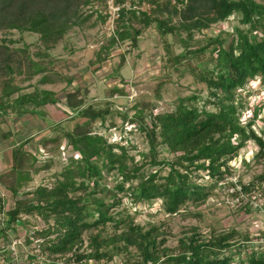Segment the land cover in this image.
<instances>
[{
  "label": "trees",
  "instance_id": "obj_1",
  "mask_svg": "<svg viewBox=\"0 0 264 264\" xmlns=\"http://www.w3.org/2000/svg\"><path fill=\"white\" fill-rule=\"evenodd\" d=\"M175 1L177 6L169 4L171 8L166 7L168 15L164 18L123 7L118 18L121 26L115 31L112 43L130 40L133 49L138 46L142 31L130 28L128 22L131 20H140L145 28L155 24L161 38L183 30L189 32L192 39L195 31L202 32L213 25L226 23L235 16L244 28L234 27L233 33H226V38L218 35L210 38L207 46L194 50L183 41L184 52L172 60L176 67L183 66L206 85L208 96L205 99L199 95L181 99L173 111L155 117L142 113L130 117L128 113H119L123 122L138 126L146 134L149 152L142 155L143 161L151 167H170L165 177L159 170L140 174L145 163L129 167L126 147L111 144L103 136L88 130L92 122L103 121L111 113L114 106L111 100L99 108L84 106L82 101H74L77 95L72 93L66 96L64 104L58 93L37 89L21 94L22 89L12 80L3 82L0 117L8 116L9 112L20 116L26 106L36 110L61 106L71 112L72 119L87 121L84 124L77 122L71 131L64 130L63 141L77 158H69L68 165L56 175L52 186L41 185L24 191L32 182L31 169H34L27 165L37 161L35 154L28 151L29 139L12 145L11 168L0 175V185L14 199L6 211L5 196L0 192V215L7 218L0 224V241L9 236V230L14 231V225L27 227L22 221L23 215L35 216L44 224L43 228L33 231V237L26 231L27 245L41 239L36 242L40 253L28 256L31 264H89L91 260L110 263L122 254L126 264H232L235 256L240 257L238 264H264V249H248L251 242L248 233L232 229L205 237L198 227H193L179 239L177 247L169 248L166 246L167 233L161 226L153 223L141 226L129 215L114 212L121 204L119 194L126 192L135 205H151L160 199L165 213L177 215L189 202L197 206L204 204L216 187L198 183L202 177L199 174L203 173L204 178L217 183L233 176L230 163L238 158L248 141H253L259 148L255 158L259 162L264 160V127L260 135L252 129L258 121L257 113L243 125L239 120V107L235 106L238 91L249 81L259 80L264 87V0ZM147 2L155 5L157 0ZM89 4L90 0H0V29L38 34L46 50H50L72 27L90 18L80 13L81 7ZM174 17L179 18L177 25L173 24ZM103 20L106 17H102ZM209 48L215 57L213 68L203 62L193 63V59L206 54ZM120 59L118 69L125 64L126 55H121ZM4 65L7 73L13 72L8 61ZM30 68L35 76L45 72L44 67L35 63H31ZM47 80L48 77H43L41 82L44 84ZM159 91L160 86L158 97ZM118 93L124 92L114 90L111 97ZM16 94L18 96L11 100ZM199 101L203 106H198ZM209 106L214 110H209ZM159 147H165L174 159L158 160ZM128 160L134 162L133 158ZM243 163L248 166L246 161ZM49 168L46 165L43 169ZM103 170L118 172L122 181L115 189L103 183ZM135 180L138 181L136 189ZM257 180L264 182V174ZM256 182L253 179L245 184L240 176L230 183L233 198L248 213L259 210L258 207L254 209L251 200L244 202L245 196L260 188ZM126 184H129L128 188ZM259 239L263 246L264 231L259 234ZM242 251L245 258L241 257ZM0 253L11 256V251L1 246Z\"/></svg>",
  "mask_w": 264,
  "mask_h": 264
},
{
  "label": "rangeland",
  "instance_id": "obj_2",
  "mask_svg": "<svg viewBox=\"0 0 264 264\" xmlns=\"http://www.w3.org/2000/svg\"><path fill=\"white\" fill-rule=\"evenodd\" d=\"M113 1L122 8L133 7L160 18L167 17L166 7L169 4L177 6L175 0H157L155 5L147 0H124L120 4H118L119 0H90V4L81 7L80 12L84 17L90 18L81 25L72 27L50 50H46L38 34L0 29V95L4 89L3 82L12 80L14 85L22 89L21 94L44 89L58 93L59 99L64 104L66 96L72 93L77 95L74 101H82L84 106L93 105L99 108L111 100L114 105L111 113L106 115L103 121L97 119L92 122L88 130L103 136L111 144L126 147L129 157L134 159V162L128 160L130 158L127 159L128 166L132 168L134 165L139 167L145 163L142 155L149 152L148 139L138 126L123 122L119 113H128L130 117L137 113L155 117L173 111L181 99L193 95L205 99L208 96L206 85L183 66L176 67L172 60L184 52L185 43L194 50L207 46L210 38L218 35L226 38V33H233L234 27H244L240 26L239 18L235 16L226 23L213 25L202 32L195 31L192 39L189 38V32L183 30L178 31L176 35L161 38L155 24L145 28L140 20H131L128 22L130 28L142 31L138 38V46L133 49L130 40L112 43L114 31L121 26L117 18L115 21L109 18L110 13L114 14L111 9ZM255 1L261 2V0ZM102 17H106V20L102 21ZM178 20V17H174L173 24L177 25ZM211 49L209 48L206 54L193 59V63L203 62L213 68L212 62L215 57L210 53ZM121 55H126V61L123 67L118 69ZM6 61L10 63L12 73H7L8 70L3 68ZM31 63L44 67L45 72L35 76L34 70L30 68ZM43 77H48L44 84L41 82ZM159 86L158 97L156 94ZM114 90L124 93L111 97ZM17 96L14 95L11 100ZM198 106H203V102L199 101ZM235 106L239 107V120L243 125L252 119L255 112L257 113L258 121L252 129L260 135L264 127V87L261 82L251 80L244 89L239 90ZM208 109L214 110L213 106H209ZM42 110L45 111L44 120L37 118L36 121L33 111L37 110L33 106H26L20 116L9 112L8 116L0 117V175L11 168L9 151L11 152L13 144L29 139L28 151L33 152L37 157L36 162L27 165L28 168L32 166L34 169H31L32 182L24 191L33 190L41 185L52 186L56 175L68 165L69 158L71 156L77 158L76 154L70 153L71 148L67 142L63 141L64 130L71 131L77 122L80 124L87 122L83 119H71L70 113L61 109V106H47ZM32 116L35 118L32 119ZM56 124L62 130L60 128L59 131L56 130ZM46 141L48 142L44 145ZM258 151L256 143L248 141L240 150L238 158L230 163L233 167V176L225 177L218 183L208 177L204 178L203 173L199 174L202 177L198 183L206 186L216 185L204 204L197 206L189 202L177 215L171 216L165 213L160 199L154 200L151 205H135L128 196L129 193L123 192L118 196L121 204L114 209V212H122L124 216L129 215L141 226H146L148 223L161 226L162 231L167 233L166 246L169 248L177 247L179 239L185 232L198 227L205 237L229 232L232 229L248 233L251 240L247 245L248 249L256 251L260 248L264 249L259 239V234L264 231V182L257 180V177L264 174V160L259 162L255 158ZM115 152L120 153L119 150ZM174 157L165 147L158 148V160L171 161ZM244 161L248 166L244 165ZM147 164H144L140 174L159 170L160 175L165 177L170 172L168 166L160 168ZM46 165L50 167L48 170L43 169ZM102 174L103 183L110 189H115L122 181L117 171L103 170ZM240 176L245 184L256 179V184L260 186L251 195L245 196L244 200L245 203L251 200L254 209L258 207L259 210L245 212L241 203L233 198V188L230 183L237 181ZM137 184L138 181L135 180L133 182L135 189ZM128 187L129 184H126V188ZM0 192L5 196L7 211L13 205L14 199L1 185ZM2 219L7 218L0 215V224ZM22 221L27 227H22V224L14 225V231L9 230V236L0 241L2 248L11 251V258L6 253H0V264H31L28 256L40 253L36 242L41 239L32 245H27L26 231H30V236L33 237V231L43 228L44 224L35 216L23 215ZM244 253L243 251L241 253L243 258H245ZM239 258L235 256L232 264H238ZM42 259L40 256L39 260ZM125 260L126 257L122 254L110 263H97L91 260L89 264H126Z\"/></svg>",
  "mask_w": 264,
  "mask_h": 264
},
{
  "label": "crops",
  "instance_id": "obj_3",
  "mask_svg": "<svg viewBox=\"0 0 264 264\" xmlns=\"http://www.w3.org/2000/svg\"><path fill=\"white\" fill-rule=\"evenodd\" d=\"M47 107V106H46ZM53 107H55V106H53ZM44 107H41L40 108V110L38 109L37 111H36V113L34 114V116H36V121L38 120L37 118H40V120H44V112L45 111H43L42 109H43ZM63 110H66V109H63ZM68 113H70L71 114V112L69 111V110H66ZM54 114V113H53ZM56 115H58V113L56 112ZM70 117V116H69ZM32 119H34L35 117H31ZM43 118V119H42ZM71 119H72V117H70ZM31 119V120H32ZM38 126V125H37ZM55 126H57V129L56 130H58L59 131V129L58 128H60V126L59 125H55ZM36 140V139H35ZM12 148V147H11ZM9 153L11 154V152L9 151ZM11 160V159H10Z\"/></svg>",
  "mask_w": 264,
  "mask_h": 264
},
{
  "label": "built area",
  "instance_id": "obj_4",
  "mask_svg": "<svg viewBox=\"0 0 264 264\" xmlns=\"http://www.w3.org/2000/svg\"><path fill=\"white\" fill-rule=\"evenodd\" d=\"M110 8V7H109ZM111 9L113 10L114 14L113 13H110L109 15V18L110 19H114V21L116 20V18L118 19L119 18V12L120 10L122 9V7L118 6L115 4V2H111ZM115 34V31L113 33V35Z\"/></svg>",
  "mask_w": 264,
  "mask_h": 264
}]
</instances>
